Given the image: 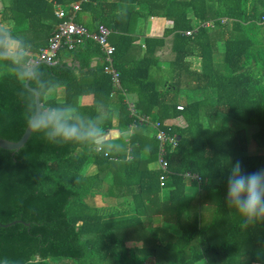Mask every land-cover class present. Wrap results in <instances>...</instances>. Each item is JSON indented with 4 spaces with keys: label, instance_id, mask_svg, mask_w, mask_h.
Masks as SVG:
<instances>
[{
    "label": "trees",
    "instance_id": "16d2710c",
    "mask_svg": "<svg viewBox=\"0 0 264 264\" xmlns=\"http://www.w3.org/2000/svg\"><path fill=\"white\" fill-rule=\"evenodd\" d=\"M77 1L2 0L0 33L18 41L20 53L16 59L4 56L6 40L0 39V139L17 142L34 115L27 79L44 109H72L68 123L99 129L100 136L114 128V108L99 114L97 102H106L112 87L103 65L91 66L101 57L94 42L62 50L70 53V64L40 62L28 74L26 53L46 46L58 23L56 6L67 11ZM81 8L112 31L114 64L123 88L136 95L138 110L177 140L167 148L173 174L161 187V172L147 169L156 159L154 138L144 159L147 143L135 145L136 134L127 157L105 148L108 142L95 143L98 136L82 145L32 131L18 151L0 149V224L14 223L0 226V264H143L150 258L156 264H264V223L243 228L242 217L224 199L229 159L239 160L246 173L264 169V0H89ZM150 18L171 26L162 38L145 40L141 62L122 64L137 40L130 35L135 20ZM208 20L217 23L183 35ZM166 39L173 58L167 70L158 65L157 88L148 75L155 47L162 49ZM189 58L199 59V71ZM88 96L94 103H81ZM121 104L114 105L120 132L132 122ZM230 120L242 128H231ZM185 171L197 173L201 185L183 180ZM104 183L106 197H125L120 207L105 204L99 194ZM157 215L176 226L175 236L143 224V217Z\"/></svg>",
    "mask_w": 264,
    "mask_h": 264
},
{
    "label": "crops",
    "instance_id": "0c3cea01",
    "mask_svg": "<svg viewBox=\"0 0 264 264\" xmlns=\"http://www.w3.org/2000/svg\"><path fill=\"white\" fill-rule=\"evenodd\" d=\"M107 1L110 2V1H113V0H107ZM57 6L62 7L61 5H57ZM55 11H56V8H55ZM55 11H54V13H55ZM0 19H1V16H0ZM75 22L77 24L87 28L90 31H94L97 28V23L95 21L93 13L91 11H88V10H85V9H82V8L76 14ZM170 26H171V22L167 21L165 19H162V18H150V19H146V20H143V19L135 20V23L132 25V28H131L132 34H130V35L131 36H135L137 38V40L132 45V47H131L129 53L126 55V57H124L122 59V64L130 65V64H133V63H136V62H141L143 60L144 56H145V53H146L145 40L149 39V38H154V39H157V40H158V38H162L165 29L169 28ZM2 27L6 28V29H9V28H11V25H9V23H4V24H2ZM111 35H113L112 31H111ZM115 36H113V42H115L117 40V37L115 39ZM9 40L15 42L17 48H19L18 41L12 40L10 38H9ZM16 46H14V47L16 48ZM149 47H151V46H149ZM170 48H171V43L169 42L168 39H166L165 45L159 51H158V46L155 47L154 58H153V61H152L153 62L152 64H154V66L149 71L148 79H149L150 82H154L156 84L157 88H158V65L160 66V68L162 70H167L168 69L170 61L173 58V55L171 53ZM19 53H20V51L18 50V54ZM26 55L29 57L27 64L30 61H31V63L29 65H32L33 63H36V62H34V56L36 54L32 55V54L26 53ZM158 57H159V63H158ZM60 59L63 62H67V63L69 62L68 64L71 63V55H70V53H68L66 51L60 52L58 54L57 59H56V63L58 61H60ZM188 60L191 61L192 64H193L192 69L199 71V68H200L199 59H197V58H189ZM215 60L217 62H220L221 61V54L220 55L218 54L215 57ZM194 62L198 63V64H196V65H198V68H194ZM101 64H102L101 57L100 58L94 57L92 59V63H91L92 67H95V66L101 65ZM29 65H27V66H29ZM114 67H115V64H114ZM103 73H104V71H103ZM119 74H120V72H119ZM105 75H107V74H105ZM109 79H110V77H109ZM120 82H121V76H120ZM110 83H111V79H110ZM121 86H122V84H121ZM111 87H112V83H111ZM122 88H123V86H122ZM112 92H113V87H112ZM112 92H111L110 97L108 98V100L106 102L104 100H98L99 102H97V105L99 107V114H105L106 113V109L108 110L111 107L114 108L115 113H114L113 118H112V122L114 124V128L111 129V130H117L119 132V135L116 136L114 139L106 141L108 143H106L104 145V147L110 149L109 151H112V152L113 151H117V154L120 153V154L123 155V153L125 152L127 157H129L128 154L130 152V141H131L130 137H132V135L136 134V136L134 138L135 140H133V141H135L134 142L135 145H138L137 142H141L142 144L147 143L146 146L143 147V151L141 153L142 157L144 159H147L150 156V151H149L150 146L153 145V140H152L154 138L153 132L149 133L148 131H144L145 133H143V132L142 133H137V132L134 133L136 129L133 130V131H130V130L127 129V131L120 132V130H118L116 128V125H117L116 124L117 123V114H118L117 111L118 110H117V108L114 105H116L118 107L119 106L118 105L119 102H120V104L122 103L123 105H124V103H123V98H122V96L119 93H112ZM128 94L131 96V99L134 101V103L136 105V102H137L136 95L135 94H130V93H128ZM56 95L59 96V97H62V96H60L59 93L56 94ZM80 101H81V103H84L86 105H90L91 103H94V99L91 96L84 97ZM122 104L120 105V107L121 106L123 107ZM169 124H171V122ZM180 124H181V122H180ZM101 136H103V135H101ZM98 137H100V135H98ZM121 141H123V143ZM95 143H96V141H95ZM146 166H147L148 170H157L158 169L156 159H154L151 162H148ZM107 191H108V184L104 183L102 188L99 191V194L102 195V198H103V200H104L106 205L113 206V207H118V206H120V204L124 203L125 197H121L119 195H116V197H114V196L113 197H108V196L106 197L105 195H106ZM165 199H166V196L164 195V193H161L160 202H163ZM143 218H144L143 219V224L146 227L152 226L153 228L158 227V229L159 228L162 229V230L165 229L168 233H170L173 236H175L177 234L176 233V230H177L176 226L174 224H172V223H164L162 221V218H161L160 215H157V216H154V217H148L147 216V217H143ZM160 235H163L162 231L160 232ZM143 264H156V262H155V259L150 258ZM197 264H207V263L205 261H201V262H199Z\"/></svg>",
    "mask_w": 264,
    "mask_h": 264
},
{
    "label": "built area",
    "instance_id": "2783aa9c",
    "mask_svg": "<svg viewBox=\"0 0 264 264\" xmlns=\"http://www.w3.org/2000/svg\"><path fill=\"white\" fill-rule=\"evenodd\" d=\"M87 2H89V0H78L71 4L67 11L60 6L56 7L55 17L58 20V23L48 38L46 46L34 56V62H43L48 65H54L56 63L57 55L62 50L72 51L84 40L94 42L98 46L101 54L103 71L111 79L113 87L112 93H119L122 96L127 116L132 121L127 129L133 131L137 128L145 127L151 129L153 132L154 139L157 142L156 161L158 170L161 172L159 181L160 186L164 187L166 178L173 174L168 167L167 148H174L177 140L175 137H170L164 132L162 124L138 110L134 101L131 99V96L122 88L120 74L114 67L115 48L109 41L111 30L105 25H98L94 31H90L75 22L76 14L81 10L82 4ZM219 21L221 24H225L228 20L220 19ZM216 23L217 20L197 22L193 29L185 31L183 35L186 37L193 36L201 29L213 28ZM30 63L31 61L27 65ZM177 109L182 110L180 106ZM96 151L102 152L100 147H98ZM104 156L107 157L108 154L104 153ZM180 176L183 180L194 183L198 187L202 183V179L197 173L185 171L181 173Z\"/></svg>",
    "mask_w": 264,
    "mask_h": 264
},
{
    "label": "clouds",
    "instance_id": "9594fccd",
    "mask_svg": "<svg viewBox=\"0 0 264 264\" xmlns=\"http://www.w3.org/2000/svg\"><path fill=\"white\" fill-rule=\"evenodd\" d=\"M7 33H0V39L7 40ZM7 55L14 57L11 45H7ZM72 109L50 111L37 105L34 115L27 121L31 131L42 132L53 142H73L86 145L101 134L99 129L85 130L81 126L68 123ZM225 182V204L234 208L242 217V227H254L264 223V169L246 173L239 160L229 159Z\"/></svg>",
    "mask_w": 264,
    "mask_h": 264
},
{
    "label": "water",
    "instance_id": "95a60500",
    "mask_svg": "<svg viewBox=\"0 0 264 264\" xmlns=\"http://www.w3.org/2000/svg\"><path fill=\"white\" fill-rule=\"evenodd\" d=\"M2 9H3V4H2V1L0 0V11ZM7 45H11L12 50L15 53L14 57H10V56L7 55V47H6ZM14 46H16L15 42H13V41L9 40V38H7V40L5 41V46H4L5 47L4 48V56L16 59L18 57V48H17V46H16V48ZM39 63L40 62L33 63L31 65V67H29V70H28V74L29 75L32 73L33 68L36 65H38ZM25 87H26L27 90H29L34 95L35 109H36L37 105L41 106V104L39 102L38 93L34 89H31L29 87V79L26 80ZM31 132L32 131L29 129V127L27 125L23 135L21 136V138L17 142H11V141H8V140L0 139V149L6 150V151H18L20 148H22L25 145V143L27 142ZM118 135H119V132L117 130H111L108 133L104 134L103 136L98 137L97 140H96V143H101V142H104V141L106 142V141L112 140ZM13 224L14 223L7 224V225H1L0 224V226H2L4 228H7V227H9V226H11Z\"/></svg>",
    "mask_w": 264,
    "mask_h": 264
},
{
    "label": "rangeland",
    "instance_id": "374dc122",
    "mask_svg": "<svg viewBox=\"0 0 264 264\" xmlns=\"http://www.w3.org/2000/svg\"><path fill=\"white\" fill-rule=\"evenodd\" d=\"M2 1V0H1ZM3 3H5V0H3ZM2 3V4H3ZM7 26V25H6ZM196 64H198L197 62H194V68H198V65H196ZM227 125L228 126H230L231 128H233V129H238V127H241L242 128V126H241V124L240 123H238V122H236V121H233V120H230V121H228V123H227ZM151 130V129H150ZM150 130H147L149 133H151L152 132V130L150 131ZM253 132V130H248V135H250L251 133ZM100 202H102V199L99 197V198H97V203H100ZM118 207H120V206H118ZM159 243V242H158ZM161 243V242H160Z\"/></svg>",
    "mask_w": 264,
    "mask_h": 264
}]
</instances>
